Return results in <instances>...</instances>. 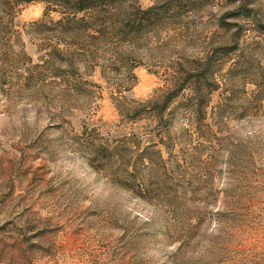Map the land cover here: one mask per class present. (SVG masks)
Segmentation results:
<instances>
[{
	"label": "rangeland",
	"instance_id": "1",
	"mask_svg": "<svg viewBox=\"0 0 264 264\" xmlns=\"http://www.w3.org/2000/svg\"><path fill=\"white\" fill-rule=\"evenodd\" d=\"M65 1L0 0V264H264V0Z\"/></svg>",
	"mask_w": 264,
	"mask_h": 264
},
{
	"label": "trees",
	"instance_id": "2",
	"mask_svg": "<svg viewBox=\"0 0 264 264\" xmlns=\"http://www.w3.org/2000/svg\"><path fill=\"white\" fill-rule=\"evenodd\" d=\"M30 1H35V0H13V3L17 4V3L30 2ZM44 1H51V0H44ZM91 1L92 0H66L65 2H71L73 4V10L68 12L69 14L71 13L73 17L71 19H69L68 22L74 23V22H81L82 21V22L87 24V21L85 20L84 15H81L79 17H75V14L79 13V12H83V11L91 8V4H90ZM206 74H207V72L205 73V71H204L203 77H206L205 76Z\"/></svg>",
	"mask_w": 264,
	"mask_h": 264
}]
</instances>
